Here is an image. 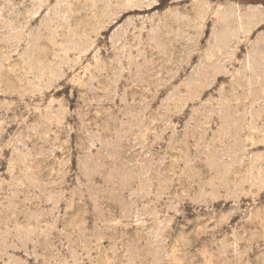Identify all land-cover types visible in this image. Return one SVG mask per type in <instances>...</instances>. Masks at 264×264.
Here are the masks:
<instances>
[{
    "label": "rangeland",
    "instance_id": "1",
    "mask_svg": "<svg viewBox=\"0 0 264 264\" xmlns=\"http://www.w3.org/2000/svg\"><path fill=\"white\" fill-rule=\"evenodd\" d=\"M0 264H264V0H0Z\"/></svg>",
    "mask_w": 264,
    "mask_h": 264
}]
</instances>
